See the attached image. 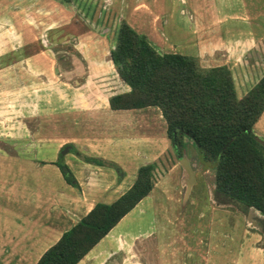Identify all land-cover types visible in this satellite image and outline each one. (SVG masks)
Here are the masks:
<instances>
[{
    "label": "crops",
    "instance_id": "crops-1",
    "mask_svg": "<svg viewBox=\"0 0 264 264\" xmlns=\"http://www.w3.org/2000/svg\"><path fill=\"white\" fill-rule=\"evenodd\" d=\"M11 1L9 3L4 0L1 4L0 0V31L7 36L6 40L0 42V63L10 62L7 66L9 74L6 77L17 81L12 83L13 87L32 88L30 81L35 79V75L42 83L37 84L38 88L49 86L52 84L50 73L57 70L59 83L65 85L59 94L62 109L106 113L118 110L109 107L108 96L127 90L129 86L118 77L109 58V49L115 42H109V35L115 32L121 19L128 21L130 3L127 0H94L91 10L94 9L101 18L86 22L80 0ZM169 1L170 4L173 3V0ZM230 1L213 0L216 4L214 11L205 18L198 13L192 0H181L185 5L175 11L182 15L184 29L173 27L171 23L169 25L172 15L170 8L151 14V20L155 24L150 31L155 41L148 39L146 29L138 33L144 34L158 52L190 54L201 67L225 65L229 69L233 88H237V93L235 90L234 93L241 96L264 72V23L260 21L258 12L250 16L244 10L243 0H235L234 5H231ZM94 3L97 5L94 6ZM141 7L149 9L145 2L132 5L133 9ZM249 8L251 10L253 7ZM158 20H161L163 25L157 24ZM100 23L105 24L103 26ZM102 33H106V36ZM188 33L191 35L188 36ZM105 40L108 43L103 47L100 56H97L96 44ZM57 61L60 65L56 67L54 64ZM39 63L41 65H37ZM2 69L0 65V79L4 78ZM53 73L56 74V71ZM131 109L138 112L142 111L141 109H150L154 116L161 118L160 123L165 133V122L156 106L125 110ZM263 115L264 107L251 128L258 129V136H264ZM183 137L192 141L187 135ZM145 141L149 152H142L139 154L141 157L137 156L136 159H119L100 150L95 151L97 143L90 138L82 141L85 151L69 153V143H73V140L63 138L58 146H68L61 161L68 167L76 185L67 182L63 176L64 185L60 188L52 189L48 182L42 183L38 184L42 189L39 193L34 192L33 184L12 183L7 188L0 185V191L6 193L5 200L0 193V264H34L41 252L54 242L64 229L79 220L94 202L113 200L131 184L140 164L155 162L153 160L158 158V154L169 148L165 136L158 146L149 140ZM182 153L186 155L185 152ZM4 156L16 160L14 166L18 174V153L0 152V158ZM186 157L193 170L191 188L196 179L195 170L187 155ZM92 159L108 161L115 164L116 168L94 163ZM50 161L55 162L54 159ZM177 162L178 160L172 162L168 169H175ZM60 174L62 175L61 171ZM178 176L179 183L172 186L175 194H167L175 201L178 197L176 193H179L181 198V191L184 189L181 167ZM153 185L160 186V195L167 191L163 183L157 181ZM210 189L212 193L213 181ZM46 196L52 197V202L46 203ZM155 196L150 188L149 192L122 215L74 264H163L162 255L157 252L160 244L153 240L157 232H151V229H147L148 226L132 229L128 223L130 219H135L145 212V203L154 200ZM190 201L194 203L193 199ZM181 204L183 209V202ZM209 205L210 208L218 207L211 202ZM250 210L254 215H258L254 210ZM251 225L250 227L258 230L257 225ZM257 232L260 234L259 230ZM257 248L248 247L247 253L254 251V254L259 255ZM160 249L162 250V247Z\"/></svg>",
    "mask_w": 264,
    "mask_h": 264
},
{
    "label": "rangeland",
    "instance_id": "rangeland-1",
    "mask_svg": "<svg viewBox=\"0 0 264 264\" xmlns=\"http://www.w3.org/2000/svg\"><path fill=\"white\" fill-rule=\"evenodd\" d=\"M9 1L12 2L5 0V2ZM127 1L130 3L127 12L128 21L121 19L120 22L126 21L130 26L133 25L132 27L137 32L146 29L148 39L152 41H155L150 31L155 24L151 20L153 12L166 11L171 8L172 15L169 18V25L171 23V26L180 30L185 28L184 23L181 22L182 15L175 11L185 5L181 0H173L171 4L169 0ZM93 2L94 0L79 1L86 22L101 18L100 14L93 11L94 9L91 10ZM138 2H145L149 9L142 7L133 9L132 5ZM192 2L198 13L202 15L201 17L205 18L212 14L216 6L213 0H192ZM230 3L234 5L235 0H231ZM96 5L97 3H94V6ZM249 6L253 7L252 11ZM243 7L250 16L258 12L260 21L264 23V0H243ZM101 8L102 4H100V10ZM100 24L104 26L105 23ZM157 24L163 25L161 20H158ZM116 29L112 34L109 33V42L115 41ZM102 35L106 36V33ZM6 37L5 33L0 31V42L6 40ZM184 38H186L185 33ZM106 43H108L107 40L96 44L95 54L97 56H100ZM1 63L4 78L0 79V152L15 151L20 157L17 159L18 174L15 171V159L6 158V156L0 158V185H3V188H7L12 183L33 184L34 192L39 193L42 189L38 184L48 182L52 189L64 185L61 170L55 162L50 161V159L55 161L62 159L65 151L61 152V150L65 145L68 146L67 144L58 146L63 138L73 140V143H69L71 148L68 149V152L72 154L85 151L82 141L90 138L97 143L95 151L100 150L119 159H136L137 156L141 157L142 152H149L145 140L158 146L165 136L169 148L163 150V153L158 154V158L153 160L155 162L152 168L153 187L151 188L156 196L154 200L145 203V212L135 219H130L128 222L130 228L148 226L147 229H151V232H157L153 240L160 244V248L162 247V250L159 248L157 252L162 255L163 264H264V238L257 232L258 230L250 227L252 223L255 226L258 225L257 219L253 217L255 213L245 214L235 203L214 200L213 191L211 193L210 189L214 162L201 161L193 141L182 137V152H185L190 159L196 179L190 188L189 196H187L188 193L185 195L183 189L181 198L180 194L176 193L178 197L175 201L167 194H175L172 186L174 183H179L180 165L177 162L175 169H168V167L172 162L177 161V153L164 133V128L160 123L161 118L154 116L150 109H141L140 112L132 111V109H118L110 113L64 110L61 107L62 101L59 94L65 85L59 83L57 70L50 73L52 84L49 86L38 88L37 84L41 82L35 75V79L30 81L32 88L27 89L23 86L14 88L12 83L15 84L17 81H11L9 77H6L9 74L7 66L10 62ZM59 63L57 61L54 66L57 67ZM55 71L56 74L53 73ZM252 130L253 134L258 136V129L253 128ZM258 137L264 140V136ZM94 163L99 164V162ZM100 164L116 168L115 165L105 160H102ZM157 181L165 184L167 191L164 195L159 194L160 186L153 185ZM0 193L2 199L5 200V191L1 190ZM46 197H48L46 203L52 202V197ZM190 199H193L194 203H191ZM181 202H183V209ZM209 202L218 207L210 208ZM180 210L182 211L179 212ZM248 247H258L259 255L254 254V251L247 253Z\"/></svg>",
    "mask_w": 264,
    "mask_h": 264
},
{
    "label": "trees",
    "instance_id": "trees-1",
    "mask_svg": "<svg viewBox=\"0 0 264 264\" xmlns=\"http://www.w3.org/2000/svg\"><path fill=\"white\" fill-rule=\"evenodd\" d=\"M109 58L118 77L129 86L108 96L109 107L156 106L177 154H182V137L187 135L200 160L214 162V196L239 207H252L264 216V140L251 129L264 107V72L236 96L225 65L201 67L193 56L158 52L126 21L118 25ZM55 163L64 179L76 185L68 167L61 160ZM153 163L140 164L131 184L113 200L94 202L34 264H74L149 192Z\"/></svg>",
    "mask_w": 264,
    "mask_h": 264
},
{
    "label": "water",
    "instance_id": "water-1",
    "mask_svg": "<svg viewBox=\"0 0 264 264\" xmlns=\"http://www.w3.org/2000/svg\"><path fill=\"white\" fill-rule=\"evenodd\" d=\"M66 149H67V146L65 145L62 148L61 152H64ZM177 160H178V163H179L181 170H182V173H183L182 185H184V193L186 195L188 193L190 185L194 179L193 178V170H192L191 165H190L185 154H183V153L177 154ZM250 209H252L258 213V211L256 209H254L252 207ZM257 216L264 219V216L259 214V213Z\"/></svg>",
    "mask_w": 264,
    "mask_h": 264
},
{
    "label": "flooded vegetation",
    "instance_id": "flooded-vegetation-1",
    "mask_svg": "<svg viewBox=\"0 0 264 264\" xmlns=\"http://www.w3.org/2000/svg\"><path fill=\"white\" fill-rule=\"evenodd\" d=\"M213 197H214V200L215 201H223V200H221L220 198H218V197H215L214 196V192H213ZM229 203H232V202H229ZM239 207V206H238ZM239 209L241 210V211H244L245 212V214L246 213H251V210H250V208L249 207H239ZM254 218H256L257 219V226H258V230L260 231V234L263 236V238H264V219H262V218H260V217H258V216H256V215H254L253 216ZM252 217V218H253Z\"/></svg>",
    "mask_w": 264,
    "mask_h": 264
}]
</instances>
